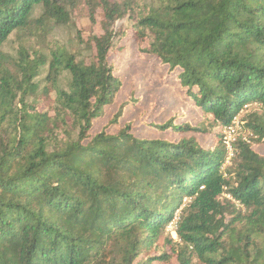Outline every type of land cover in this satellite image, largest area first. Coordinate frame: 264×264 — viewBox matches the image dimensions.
Returning <instances> with one entry per match:
<instances>
[{"label": "trees", "instance_id": "trees-1", "mask_svg": "<svg viewBox=\"0 0 264 264\" xmlns=\"http://www.w3.org/2000/svg\"><path fill=\"white\" fill-rule=\"evenodd\" d=\"M126 19L202 113L151 125L178 142L91 134L122 88L109 58ZM58 28L74 39L48 46ZM261 146L264 0H0V264H264Z\"/></svg>", "mask_w": 264, "mask_h": 264}, {"label": "rangeland", "instance_id": "rangeland-1", "mask_svg": "<svg viewBox=\"0 0 264 264\" xmlns=\"http://www.w3.org/2000/svg\"><path fill=\"white\" fill-rule=\"evenodd\" d=\"M110 1L115 2L116 0ZM76 19L78 29L83 32L89 30L90 22L83 14L76 15ZM131 25L130 19L116 24V30L123 31L125 34L120 37L110 53L109 62L114 66L115 74L122 82V88L115 103L105 108L104 117L95 122L91 134L96 135L106 128L109 134H115L126 125H131L132 133L137 138L178 142L182 136L181 133L173 131L163 133L151 125H162L174 119L175 125L190 123L195 126L202 121V113L188 98L187 90L178 84L177 72H170L168 66L142 51L145 46L136 40ZM95 31L101 33L100 27L96 26ZM75 35L76 31L73 28H58L46 39L48 46L63 45L73 40ZM9 49L15 51L18 45L13 41ZM125 103L123 116L117 124L110 125L121 105ZM258 109L253 108L255 111ZM185 136H195L206 148H210L213 144L212 134L202 135L189 132ZM258 151L264 154V146L259 147ZM172 227H174L173 223L168 228L169 236L177 241L178 236ZM170 264L177 263L174 260Z\"/></svg>", "mask_w": 264, "mask_h": 264}, {"label": "built area", "instance_id": "built-area-1", "mask_svg": "<svg viewBox=\"0 0 264 264\" xmlns=\"http://www.w3.org/2000/svg\"><path fill=\"white\" fill-rule=\"evenodd\" d=\"M240 135H243L242 133V123L240 122V117H236L232 124L226 127L223 131V145L225 147V150L227 152V160L226 165H230L232 159L235 156V144L237 142V139ZM176 221V220H175ZM172 230L174 233H176V225L174 224V227H172ZM177 235V234H176ZM178 241V240H177Z\"/></svg>", "mask_w": 264, "mask_h": 264}]
</instances>
